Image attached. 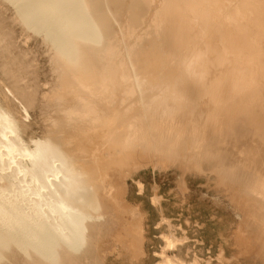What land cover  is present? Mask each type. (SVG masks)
<instances>
[{"label": "bare ground", "instance_id": "1", "mask_svg": "<svg viewBox=\"0 0 264 264\" xmlns=\"http://www.w3.org/2000/svg\"><path fill=\"white\" fill-rule=\"evenodd\" d=\"M9 1L44 34L54 79L40 94L27 55L0 38V264H97L102 236L130 259L143 233L125 157L215 173L248 229L237 245L264 260V0Z\"/></svg>", "mask_w": 264, "mask_h": 264}, {"label": "rangeland", "instance_id": "2", "mask_svg": "<svg viewBox=\"0 0 264 264\" xmlns=\"http://www.w3.org/2000/svg\"><path fill=\"white\" fill-rule=\"evenodd\" d=\"M0 24V38L10 41L16 56L27 55L26 62L32 66L37 76V79H34L35 87L40 88V94L47 92L50 89L49 82L54 79V72L50 55L43 43L44 34L25 28L17 19L16 6L9 0H0ZM9 45L3 46L8 49ZM164 50L171 53L170 49L168 51L164 47ZM175 62L176 58L170 55L167 68L174 66ZM165 70L166 68H160L154 74L158 77ZM34 74L23 77L32 82ZM29 113V122H32L36 132L41 133L38 109L35 108V111L31 110ZM114 121L116 124L120 123L119 119L112 120ZM124 125L125 123H122L110 127L107 144H112L115 138L121 136L119 129L123 130ZM101 126L107 128L109 122L98 121L93 130ZM94 150L97 151L98 148ZM126 156L128 157V154ZM93 157L92 153L91 158ZM124 159V162H128L127 173H134L126 178V201L137 205L139 210L138 214L130 215L129 221L135 226L142 224V247L137 249L140 230L135 239L136 247L129 245L130 259L118 255L116 251L106 254L101 247L104 236L98 237L91 253V256L100 258L95 261L97 264H158L162 262V255L165 254L182 258L187 264H264L260 254L257 256L258 260L252 257L256 255L252 248L237 245L241 242L237 240L238 234L242 233L243 237L239 238L242 241L249 238L245 230L247 227L242 225L245 228L241 227L240 231H237L241 220L240 212L235 209L231 199H227L228 195L221 185L216 188L218 185L213 183L217 178L215 173L209 174V170L205 173H181L178 167L163 165L159 161L152 164L148 159ZM118 162L114 161L111 165L115 168ZM165 236L180 239V242L177 246H167ZM112 238L113 236H108L106 240L111 241ZM240 250L242 252L239 254ZM120 257H124L123 260Z\"/></svg>", "mask_w": 264, "mask_h": 264}]
</instances>
